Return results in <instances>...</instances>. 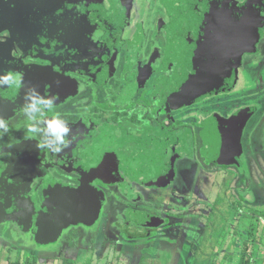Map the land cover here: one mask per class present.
I'll use <instances>...</instances> for the list:
<instances>
[{
	"label": "flooded vegetation",
	"instance_id": "obj_1",
	"mask_svg": "<svg viewBox=\"0 0 264 264\" xmlns=\"http://www.w3.org/2000/svg\"><path fill=\"white\" fill-rule=\"evenodd\" d=\"M0 1V77L23 74L19 88L0 80V264H257L264 205L246 193L264 175V106L241 96L204 106L232 88L189 94L200 71L191 26L162 0H140L160 10L150 27L134 0ZM249 1L233 2L264 58V0L262 18ZM32 98L54 101L39 123L24 111ZM57 117L70 129L60 152L39 146L52 145L44 131L28 132ZM59 204L91 224L43 239L42 209ZM233 206L260 208L256 232L252 215L227 218ZM151 240L159 255H147Z\"/></svg>",
	"mask_w": 264,
	"mask_h": 264
},
{
	"label": "water",
	"instance_id": "obj_2",
	"mask_svg": "<svg viewBox=\"0 0 264 264\" xmlns=\"http://www.w3.org/2000/svg\"><path fill=\"white\" fill-rule=\"evenodd\" d=\"M162 1L170 14L177 15L186 26H191V30L199 37L200 47L195 50L192 67L200 71L190 76L186 84L191 89L189 94L204 98L233 88L239 51L246 48L247 33L252 27L244 8H240L232 0ZM4 4L5 1L0 7ZM57 4L56 11L61 3ZM59 55H63L61 49ZM6 188L7 186H0L3 193ZM62 206L63 204H59L60 209L56 210L58 213L64 212L65 215L60 216L54 215L55 210L42 209L37 225V233L41 238L52 240L70 226L78 223L85 226L91 224L89 220L85 222L86 219L76 215L79 210L76 204H71L69 209L61 208Z\"/></svg>",
	"mask_w": 264,
	"mask_h": 264
},
{
	"label": "rangeland",
	"instance_id": "obj_3",
	"mask_svg": "<svg viewBox=\"0 0 264 264\" xmlns=\"http://www.w3.org/2000/svg\"><path fill=\"white\" fill-rule=\"evenodd\" d=\"M134 1L136 2L137 7L140 9L141 14L148 13L147 15H145V18L148 20L147 25L149 27L153 25V21H154L153 18L155 14H158L160 12L157 6L151 4L150 6L153 8H151L148 12L147 10H145L148 3H143L140 0H134ZM233 1L241 5L246 0H233ZM260 4H263L261 0H250L249 1V6L251 7V9L252 10L256 9L255 13L258 18L263 17L261 9L259 7ZM258 28H259L258 26H255L254 31H256ZM255 37L256 38L254 40L248 42L246 48L243 49L240 53V57L237 61V77H236V81H235V84L231 92L223 93L215 97H210L206 99L205 101H208L213 98L212 101L208 102V104H204V106L205 105H215L218 101H222L227 97L230 100V99H236L239 96H241V98H244V101L247 99L248 105L251 104L249 106L247 105V107H251L254 105L264 106V58L259 56L258 50H257V47H260V45H262L263 42L261 39H258V31H256ZM258 89H262V92L259 93ZM199 105L201 106L203 105V103H200ZM215 109L216 111L220 112L218 108H215ZM263 166H264V162L262 163V167ZM261 174L262 173L260 171H257V174L253 175L254 180H255L253 188L249 189L248 193H246V198H247L246 201H248L252 205L254 204L264 205V175L261 176ZM236 208H237L236 206H233V209L232 207L227 209V211H231L228 214L227 218L232 221L234 220L236 216L237 218L238 217L242 218L245 215L243 213H247L248 216L252 215L254 219H252L253 222L250 225L253 227L254 232H256L257 226H258L257 219H260V218H257L260 215V212H259L260 208H257L258 211L254 212L251 208L246 207V209L245 208L243 209V212H242L243 216L242 214L241 215L237 214V212L235 211ZM249 210H252V211H249ZM224 213H225V210H224ZM262 215L263 217L261 219H264V211ZM242 221L243 220L241 219V221L239 222H242ZM244 224H245V221H244ZM7 238L8 239L16 238V236H14L13 232H11L10 236H7ZM153 242L154 241L151 240V245L149 247L144 248L145 251L147 252V255H150V254L159 255V252H157L158 251L157 247H154L153 249V245H152ZM208 252H211V251H208ZM260 253L261 251L258 252V254ZM255 255L257 256V252L255 253ZM213 256H214V252H211V255L209 256L210 259H212ZM253 259H254V263L264 264V253L260 254V258H256L253 256ZM156 260H159V258L155 259V261ZM161 261H162L161 263L167 264V259L165 257L161 258ZM178 262H179V259L175 255V263L173 264H177ZM201 263L211 264V260L210 262L204 261V259L202 258Z\"/></svg>",
	"mask_w": 264,
	"mask_h": 264
},
{
	"label": "clouds",
	"instance_id": "obj_4",
	"mask_svg": "<svg viewBox=\"0 0 264 264\" xmlns=\"http://www.w3.org/2000/svg\"><path fill=\"white\" fill-rule=\"evenodd\" d=\"M22 73L17 74H8L3 77H0V80H3L6 84H11L12 86L19 88L20 83L22 80ZM33 102L28 104L24 111L25 114L28 115L29 120L36 121L39 123V118L43 115V111L41 109V105H43L44 108H47L49 110L52 109L54 101L51 99L48 100H41L39 98H32ZM37 123H33L29 126L28 132L32 134L40 133L41 131H44L48 136L52 137V145H45L40 144V147H48L52 146V150L55 152L62 151V147H67L68 142L65 140V137L69 133L70 129L67 126V124L63 121H61L58 117L54 118L51 121L47 122V126L45 129H41L37 126ZM0 129H3V132H0V135L3 133L8 132V123L0 119Z\"/></svg>",
	"mask_w": 264,
	"mask_h": 264
},
{
	"label": "trees",
	"instance_id": "obj_5",
	"mask_svg": "<svg viewBox=\"0 0 264 264\" xmlns=\"http://www.w3.org/2000/svg\"><path fill=\"white\" fill-rule=\"evenodd\" d=\"M238 264H251V259L250 258L241 259V261Z\"/></svg>",
	"mask_w": 264,
	"mask_h": 264
}]
</instances>
